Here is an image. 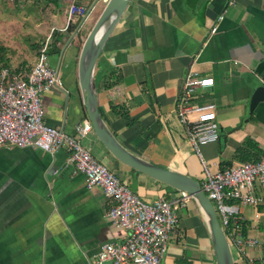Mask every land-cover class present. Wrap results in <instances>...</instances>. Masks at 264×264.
<instances>
[{"label": "crops", "instance_id": "0c3cea01", "mask_svg": "<svg viewBox=\"0 0 264 264\" xmlns=\"http://www.w3.org/2000/svg\"><path fill=\"white\" fill-rule=\"evenodd\" d=\"M78 1L91 7L95 0ZM97 3L102 6L94 10L89 27L91 13L83 22L74 18L66 31H61L66 3L47 8L46 35L55 28L48 55L63 89L43 94L44 123L70 135L89 121L77 60L104 7ZM36 55L37 49L25 68H31ZM189 68L214 80L196 95L197 103L214 105L220 130L218 142L200 147L202 158L213 171L259 161L264 155V103L251 110L250 95L253 86L264 83V0H130L94 71L97 107L108 130L138 158L200 178L201 162L175 114ZM79 139L143 202L180 197V191L119 162L92 129ZM67 156L65 149L50 154L34 147L0 146V264H84L101 244L125 240L126 232L106 218L112 200L98 187L87 189ZM242 208V234L259 245L245 248L242 256L232 251L233 262L264 264V204ZM177 215L162 264H216L198 205L191 199Z\"/></svg>", "mask_w": 264, "mask_h": 264}, {"label": "built area", "instance_id": "2783aa9c", "mask_svg": "<svg viewBox=\"0 0 264 264\" xmlns=\"http://www.w3.org/2000/svg\"><path fill=\"white\" fill-rule=\"evenodd\" d=\"M99 1L105 4L108 0ZM59 2L66 3V24L61 31H66L74 18L83 22L93 8L78 0ZM222 18L220 15L216 22ZM54 31L52 28L45 37L27 75L11 67L0 68V146L34 147L50 154L65 149L67 162L75 173L84 177L86 188L98 187L112 200L106 218L112 227L126 232L125 240L101 244L93 260L84 264H162L170 238L178 226L177 211L192 198L181 192L179 198L171 201L159 198L151 203L143 202L81 145L79 138L92 129L89 121L77 125L75 135L44 123L43 94L51 89H63L62 80L51 66L48 55ZM213 84V78L189 68L181 82L175 114L190 148L201 162V190L216 211L231 251L242 256L245 248L259 245L258 240L242 234L241 207L257 208L264 204V155L257 162H242L215 171L202 158L200 147L218 142L219 126L214 105L197 103L196 95L198 90ZM255 216L258 218L260 213L256 212Z\"/></svg>", "mask_w": 264, "mask_h": 264}, {"label": "water", "instance_id": "95a60500", "mask_svg": "<svg viewBox=\"0 0 264 264\" xmlns=\"http://www.w3.org/2000/svg\"><path fill=\"white\" fill-rule=\"evenodd\" d=\"M99 0H95L91 7ZM130 0H108L88 33L77 60V81L82 93L86 116L96 138L106 150L122 164L144 174L145 176L187 193L198 205L205 217L216 264H234L232 251L227 243L223 230L218 222L216 211L202 192L200 183L190 176L173 172L148 163L128 152L106 127L97 107V94L94 71L102 46L116 23L124 14ZM264 103V84L255 85L251 89L250 109ZM220 130H218L219 132Z\"/></svg>", "mask_w": 264, "mask_h": 264}, {"label": "rangeland", "instance_id": "374dc122", "mask_svg": "<svg viewBox=\"0 0 264 264\" xmlns=\"http://www.w3.org/2000/svg\"><path fill=\"white\" fill-rule=\"evenodd\" d=\"M101 6L97 3L90 11L92 16L87 22L88 27L96 16V9ZM47 8V0H0V47L5 49V57L11 68L23 71L27 60L30 61L36 54L32 46L42 45L48 30ZM197 180L201 183L202 176ZM246 207L248 210L252 208Z\"/></svg>", "mask_w": 264, "mask_h": 264}, {"label": "trees", "instance_id": "16d2710c", "mask_svg": "<svg viewBox=\"0 0 264 264\" xmlns=\"http://www.w3.org/2000/svg\"><path fill=\"white\" fill-rule=\"evenodd\" d=\"M15 2H17V0H14ZM47 2H48V4L49 3H52V4H54V5H56L57 3H59V4H64L65 2H59V0H47ZM40 45H33L32 46V49H34V50H36L37 49V52H38V49L40 48L39 47ZM33 66V65H32ZM31 66V67H32ZM2 67H10L9 66V64H8V59L5 57V49L4 48H2V47H0V68H2ZM25 68V67H24ZM24 68H22V69H24ZM26 69V71H27V74L29 73V71L31 70V68L28 70L27 68H25ZM14 70L17 72V73H20V74H22V75H27V74H25L24 73V71H22L21 69H19V68H14ZM254 162H257V161H254Z\"/></svg>", "mask_w": 264, "mask_h": 264}]
</instances>
